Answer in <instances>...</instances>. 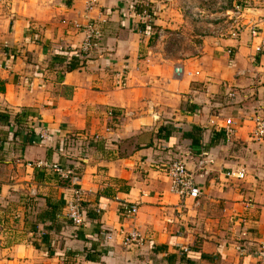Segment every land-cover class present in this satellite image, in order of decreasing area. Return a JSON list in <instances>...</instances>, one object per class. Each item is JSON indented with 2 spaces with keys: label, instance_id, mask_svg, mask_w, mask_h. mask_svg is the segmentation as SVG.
<instances>
[{
  "label": "crops",
  "instance_id": "crops-1",
  "mask_svg": "<svg viewBox=\"0 0 264 264\" xmlns=\"http://www.w3.org/2000/svg\"><path fill=\"white\" fill-rule=\"evenodd\" d=\"M153 1L144 30L130 0L88 18L86 0H0V264H264V0ZM88 21L101 45L69 71ZM179 160L199 199L171 192ZM38 161L80 175L82 227L72 186Z\"/></svg>",
  "mask_w": 264,
  "mask_h": 264
},
{
  "label": "built area",
  "instance_id": "built-area-1",
  "mask_svg": "<svg viewBox=\"0 0 264 264\" xmlns=\"http://www.w3.org/2000/svg\"><path fill=\"white\" fill-rule=\"evenodd\" d=\"M87 1V9H86V18L94 11L95 7L98 4V0H86ZM132 9L137 12L141 23L146 25L147 27H152L154 23V1L153 0H130ZM242 9L236 10V16H239ZM236 20V19H235ZM97 24L94 22H88L81 30L84 31L85 39L78 51L75 52L76 57L84 63L86 62L93 53L99 49L102 42V33L100 29L96 26ZM258 32L257 27L252 29V34L256 35ZM161 35L163 33L161 32ZM176 73L179 77L183 76H193L192 73L185 71L183 68L179 67L176 69ZM198 75V74H196ZM235 94L231 93L230 97H234ZM227 138L230 139L233 136L234 130L232 128L233 122L231 119L226 121ZM107 133L110 132V129L106 130ZM254 135L259 140H264V117L258 118L255 124ZM42 139L47 140V133L42 134ZM97 141L104 140L101 136H96L95 139ZM88 153V148L85 151ZM29 167L44 170L47 172L56 173L60 180L63 182H68L72 186L73 189V198L68 202L67 205V219L72 225L76 228L82 227L86 221V213L84 210V202H85V193L83 190L82 179L79 174L67 169L63 168V166L57 163H49L46 161H38L35 163H29ZM168 176L171 180V192L175 195H178L181 199H199L202 196V191L197 185L194 176L188 172L186 163L183 160H179L174 162L168 168ZM245 173L241 172L239 174V178H244ZM122 215L125 217H135L138 213V205H130L127 203H123L121 205ZM124 246L128 249L133 247H138L143 243V239L141 235L137 231H130L124 236ZM262 248L264 250V243L262 244Z\"/></svg>",
  "mask_w": 264,
  "mask_h": 264
},
{
  "label": "rangeland",
  "instance_id": "rangeland-1",
  "mask_svg": "<svg viewBox=\"0 0 264 264\" xmlns=\"http://www.w3.org/2000/svg\"><path fill=\"white\" fill-rule=\"evenodd\" d=\"M154 9H155V7H154ZM235 10H237V9H235ZM234 10V11H235ZM135 11V10H134ZM185 11H186V13L189 15V13H191V15H192V18H195V20H197V21H199L200 20V15H199V13H198V11H197V9H185ZM211 11V10H210ZM233 11V12H234ZM156 9L154 10V23H155V21H156ZM235 19V16L233 15L232 16V19H230V18H227L224 22H219V23H216L217 25H213V27L211 28V29H215V31H217L218 32V34H222V35H224L225 34V32H226V30H227V27H228V29H230L231 27V25L233 24V20ZM88 22H91V21H88ZM87 22V23H88ZM87 23H85L83 26H81V28L82 27H84ZM154 23H153V25H154ZM97 26V25H96ZM98 27V26H97ZM99 28V27H98ZM219 28V29H218ZM100 29V28H99ZM85 35V34H84ZM86 36V35H85ZM82 45V44H81ZM81 47V46H80ZM80 47H79V49H80ZM94 54V53H93ZM84 64H85V62H84Z\"/></svg>",
  "mask_w": 264,
  "mask_h": 264
},
{
  "label": "trees",
  "instance_id": "trees-1",
  "mask_svg": "<svg viewBox=\"0 0 264 264\" xmlns=\"http://www.w3.org/2000/svg\"><path fill=\"white\" fill-rule=\"evenodd\" d=\"M149 28H152V27H147L146 25L143 24V29H144V30H148ZM79 63H82V62H81L78 58H75V59L71 62V64L69 65L68 70H69V71H72V70H74V69H76V68H79ZM5 90H6V88H5V83H4L3 81L0 80V92H1V93H4ZM88 257L90 258L89 255H87V258H88Z\"/></svg>",
  "mask_w": 264,
  "mask_h": 264
}]
</instances>
